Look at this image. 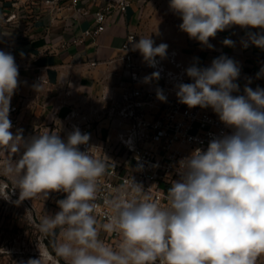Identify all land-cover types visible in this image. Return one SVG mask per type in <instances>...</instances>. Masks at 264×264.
<instances>
[{
    "label": "clouds",
    "instance_id": "1",
    "mask_svg": "<svg viewBox=\"0 0 264 264\" xmlns=\"http://www.w3.org/2000/svg\"><path fill=\"white\" fill-rule=\"evenodd\" d=\"M169 8L182 19L180 30L209 49V39L232 26L261 29L249 33L248 42L264 49V0H170ZM130 43L150 67L167 55L168 45L150 37ZM223 44L234 42L226 38ZM186 75L193 82L175 85L178 101L211 108L232 133L214 136L206 151L196 148L181 161L166 207L141 195L142 185L131 179L103 198L109 212L99 223V180L109 165L79 149L90 140L79 128L66 140L53 133L25 139L20 129L13 134L10 101L19 71L14 56L0 50V150L23 149L19 159L0 162V174L13 180L21 201L66 193L56 201L60 210L38 224L65 264H256L264 254V89L246 85L244 94L233 95L240 67L225 55L209 67L193 64ZM143 79L159 80L160 72ZM156 95L167 101L162 89ZM0 197L9 198L7 186ZM101 230L117 234L118 246L101 240ZM39 251V258L21 264H46L49 253Z\"/></svg>",
    "mask_w": 264,
    "mask_h": 264
},
{
    "label": "built area",
    "instance_id": "2",
    "mask_svg": "<svg viewBox=\"0 0 264 264\" xmlns=\"http://www.w3.org/2000/svg\"><path fill=\"white\" fill-rule=\"evenodd\" d=\"M2 3L10 10H36V20L46 15L50 22L64 21V29L72 33L75 43L87 37L96 38L105 31L114 14L125 15L131 4L130 0H2ZM80 18L86 19L88 26L75 35L74 23ZM130 41L138 39L137 33L128 29L120 46L122 73L116 86L103 95L102 99H109V103L95 110L107 117L95 124L72 123L65 134L67 138L75 128L90 134L88 144L80 145L79 149L90 150L95 158L109 165L99 180V223L106 222L109 212L103 198L113 195L131 179L142 185L141 195H150L166 207L167 190L180 179L181 161L196 148L206 151L214 136L233 131L211 108H189L178 101L175 85L193 82L186 75L188 65L180 58L178 49L168 50L163 59L156 57V67H150L139 51L132 50ZM7 46L13 54V43L8 42ZM155 71L160 72V79L145 82L143 78ZM158 88L163 90L166 102L157 99ZM16 109L12 106L10 111ZM10 120L14 123L15 118ZM59 195L62 199L66 197L63 192ZM100 239L115 248L120 238L101 230Z\"/></svg>",
    "mask_w": 264,
    "mask_h": 264
},
{
    "label": "crops",
    "instance_id": "3",
    "mask_svg": "<svg viewBox=\"0 0 264 264\" xmlns=\"http://www.w3.org/2000/svg\"><path fill=\"white\" fill-rule=\"evenodd\" d=\"M130 2L126 14H114L103 33L94 39L87 37L75 43L72 33L64 29V21L50 22L46 15L36 20V10H10L0 0V50L8 52L7 43H13L12 55L19 71L18 88L10 101V108H17L9 113V119L15 118L11 129L13 134L20 129L25 139L33 137L32 130L38 127L37 122L46 123L54 108L60 112L68 109L65 104L68 95L80 101L81 93H85L93 97L95 104L97 92L101 94L102 88L110 91L116 86L122 73L120 46L128 29L137 33L142 11L143 0ZM174 15L179 27L182 19ZM87 26L88 21L80 18L74 23V34L79 35ZM259 32L261 29L258 28L232 26L210 38L209 43L214 47L209 49L181 31L184 41L175 49L179 50L180 58L188 67L193 64L209 67L222 55L233 59L240 67L236 81L239 92L233 95H242L246 85L254 90L257 87L264 89V49L248 42L249 33ZM226 38L234 42L232 47L223 44ZM36 85H41L38 91ZM39 114L44 115L45 122ZM22 152L23 149L9 154L19 157ZM256 264H264V254L257 258Z\"/></svg>",
    "mask_w": 264,
    "mask_h": 264
},
{
    "label": "rangeland",
    "instance_id": "4",
    "mask_svg": "<svg viewBox=\"0 0 264 264\" xmlns=\"http://www.w3.org/2000/svg\"><path fill=\"white\" fill-rule=\"evenodd\" d=\"M170 0H143L141 4L140 17L137 24V39L150 37L155 45L165 43L167 51L179 48L184 41L177 20L169 8ZM154 45V46H155ZM102 88L101 94H96L97 103L94 104L93 97L81 93L80 101L75 96L68 95L69 100L66 111H56L47 117L46 123L37 122L33 128V136L53 133L66 136L71 124L85 125V123H96L103 121L107 115L95 112L98 107L109 103V99H102L105 92ZM45 122L43 114L38 115ZM20 157V156H19ZM19 157L10 155L9 152L0 150V162L4 160H16ZM7 186L9 198L0 197V264H21L28 259H37L40 251L49 253L46 264H65V261L57 257L53 251L50 238L42 234L38 229L40 220L46 215H54L60 209L56 203L62 199L59 192H51L47 199L37 195L32 199H19V189H13L15 184L10 177L0 174V191Z\"/></svg>",
    "mask_w": 264,
    "mask_h": 264
}]
</instances>
